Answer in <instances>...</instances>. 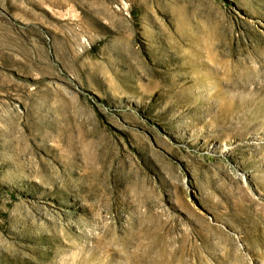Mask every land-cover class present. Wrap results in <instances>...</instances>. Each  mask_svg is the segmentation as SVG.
<instances>
[{
	"label": "rangeland",
	"instance_id": "obj_1",
	"mask_svg": "<svg viewBox=\"0 0 264 264\" xmlns=\"http://www.w3.org/2000/svg\"><path fill=\"white\" fill-rule=\"evenodd\" d=\"M0 264H264V0H0Z\"/></svg>",
	"mask_w": 264,
	"mask_h": 264
}]
</instances>
